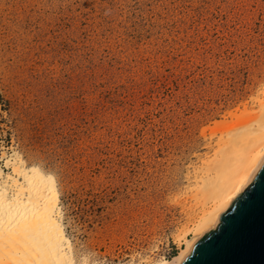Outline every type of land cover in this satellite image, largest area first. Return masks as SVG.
I'll return each mask as SVG.
<instances>
[{"label": "rangeland", "instance_id": "rangeland-1", "mask_svg": "<svg viewBox=\"0 0 264 264\" xmlns=\"http://www.w3.org/2000/svg\"><path fill=\"white\" fill-rule=\"evenodd\" d=\"M263 99L264 0H0V169L74 194L75 264L171 262L199 238L184 175Z\"/></svg>", "mask_w": 264, "mask_h": 264}, {"label": "bare ground", "instance_id": "bare-ground-1", "mask_svg": "<svg viewBox=\"0 0 264 264\" xmlns=\"http://www.w3.org/2000/svg\"><path fill=\"white\" fill-rule=\"evenodd\" d=\"M258 105V112L231 115V128L216 122L208 129L212 135L221 130V135L214 139L211 154L184 175L188 194L183 209L197 217L193 231L199 238L186 242L171 262L159 264H183L245 191L264 159V99ZM58 202L54 181L39 171L24 168L17 159L9 175L0 169V264H75Z\"/></svg>", "mask_w": 264, "mask_h": 264}, {"label": "water", "instance_id": "water-1", "mask_svg": "<svg viewBox=\"0 0 264 264\" xmlns=\"http://www.w3.org/2000/svg\"><path fill=\"white\" fill-rule=\"evenodd\" d=\"M183 264H264V159L242 195Z\"/></svg>", "mask_w": 264, "mask_h": 264}, {"label": "trees", "instance_id": "trees-1", "mask_svg": "<svg viewBox=\"0 0 264 264\" xmlns=\"http://www.w3.org/2000/svg\"><path fill=\"white\" fill-rule=\"evenodd\" d=\"M73 196H74V194H72V193L69 194V195H67L65 198H63V196H61V197L59 198L60 203H62V202H68V203H71ZM74 198H76V197H74Z\"/></svg>", "mask_w": 264, "mask_h": 264}]
</instances>
